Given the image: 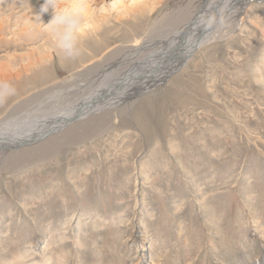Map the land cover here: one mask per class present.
<instances>
[{"label":"rangeland","instance_id":"1","mask_svg":"<svg viewBox=\"0 0 264 264\" xmlns=\"http://www.w3.org/2000/svg\"><path fill=\"white\" fill-rule=\"evenodd\" d=\"M111 1L87 0L99 27L87 29L79 58L60 62L55 52L56 81L101 85L108 71L121 72L126 61L159 51L164 36L182 33L208 0H140L116 11ZM245 8L260 18L242 21L133 94L90 139L38 156L23 152L17 162L13 150H0V264H135L133 232L147 236L146 252L164 264H221L225 256L226 264H264V237L254 226L264 227V2ZM53 15L49 9L43 22ZM117 43L129 45L117 55L121 65L71 70ZM28 51L1 48L0 75L7 52ZM39 69L34 76L45 72ZM24 72L23 82L36 79L33 67ZM14 96L0 103V115L41 105L34 100L14 112Z\"/></svg>","mask_w":264,"mask_h":264},{"label":"bare ground","instance_id":"2","mask_svg":"<svg viewBox=\"0 0 264 264\" xmlns=\"http://www.w3.org/2000/svg\"><path fill=\"white\" fill-rule=\"evenodd\" d=\"M42 1L0 0V49L11 48L12 45L16 47L29 46V53L20 56H11L12 54L7 52L10 64L6 70L3 67L0 81L10 83L16 81L17 86H22L14 96L16 98L15 103L9 107L15 112L17 108L31 101L38 100L41 103V105L37 104L38 108L34 106L35 109L14 118H11L12 116H9L10 118L5 117V113L0 115V150L10 149L14 151L12 152L13 155L17 153L18 156L15 158V162L20 159L18 157H21L23 152L29 153L35 150L38 156L40 151L46 153L48 150L50 152L52 151L51 147L58 146L61 142H71L76 140L77 137L90 139L91 136L103 130L108 123H112L116 119L112 111L118 105L124 106L125 104V108H127L128 101L133 94L141 93L151 88L155 83L161 82L174 74L173 71L175 72L181 66H184L194 51L232 33L237 29L235 26L240 25L242 21L249 20L252 17L260 18L255 13L249 12L248 7H245L252 2L256 4L261 1L264 2V0H208L199 9L200 11L198 10L199 12L194 18L192 13L188 20L183 22L186 24L178 29L181 31L185 27L182 33L174 35V37L162 36L159 51L146 54L135 64L126 61V68L121 72L108 71L101 85H95L94 82L88 86L83 81V84L56 81L53 74H51L55 52H57L60 62L67 59L58 54L53 37L43 30L44 24L49 23L51 20L43 22L47 12L41 15ZM65 1L60 3L61 10L71 7L77 2V0ZM139 1L115 0L111 1L112 3L109 5L113 11H116V9H125L128 4ZM83 2L87 11L81 29V39L85 37L87 29L96 30L99 27V20L94 17V9L91 4L87 0H83ZM9 11L11 13L17 12L19 15H12L14 17H11ZM243 16H245V20ZM191 21L193 23L186 27ZM133 42L134 46L139 47L138 44L142 41L135 38ZM82 46L84 47L83 43ZM128 46L117 43L109 45L98 52L94 51L88 61L82 62L71 70L93 64H107L108 68L117 64L121 65L124 60L118 61L117 55ZM63 65L67 64L63 63ZM30 67H33V76L37 74L36 67L40 68L39 71L45 70V72L41 73V76H34L36 79L29 77L26 82H23V76L30 75L25 72L22 74V72L25 68ZM31 84L32 86L28 87ZM19 96L23 97L18 98ZM11 114L9 113V115ZM128 224L130 223L125 225ZM254 226L257 234L261 232L262 237H264V232H262L264 227L263 230H258L257 228H262V226L255 224ZM220 233V231H217L218 235H221ZM142 237L141 239L139 233L133 232V235L127 238L128 241H132V245H135L137 240L140 239L141 247L137 246L133 256L135 264H164L160 262V258L156 256V253L148 254L146 252L148 249L144 248V243L147 242L145 240L147 236L143 235ZM147 258L150 259L149 262H146ZM217 258V256L214 257L216 262H218ZM227 259L225 256L221 264H226L224 261H228ZM262 261L264 263V256ZM45 262V264L48 263ZM239 264H247V262L244 261Z\"/></svg>","mask_w":264,"mask_h":264},{"label":"clouds","instance_id":"3","mask_svg":"<svg viewBox=\"0 0 264 264\" xmlns=\"http://www.w3.org/2000/svg\"><path fill=\"white\" fill-rule=\"evenodd\" d=\"M54 10L52 20L44 24L45 33L53 37L55 48L63 58L74 60L85 51L82 46L81 29L86 18V5L77 0L71 7L60 9L59 0H45L41 6V15ZM40 15V16H41ZM17 92L16 87L7 81H0V103H4Z\"/></svg>","mask_w":264,"mask_h":264}]
</instances>
